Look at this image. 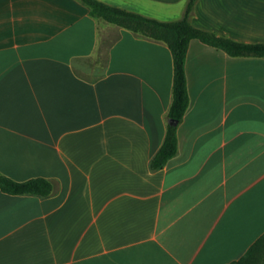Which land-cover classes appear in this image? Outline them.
Returning <instances> with one entry per match:
<instances>
[{
    "label": "crops",
    "instance_id": "0c3cea01",
    "mask_svg": "<svg viewBox=\"0 0 264 264\" xmlns=\"http://www.w3.org/2000/svg\"><path fill=\"white\" fill-rule=\"evenodd\" d=\"M102 1L160 20L188 2ZM191 21L264 42V0H196ZM185 65L178 151L152 168L169 45L83 0H0V172L54 184L0 187V264H236L264 233V56L193 38Z\"/></svg>",
    "mask_w": 264,
    "mask_h": 264
},
{
    "label": "trees",
    "instance_id": "16d2710c",
    "mask_svg": "<svg viewBox=\"0 0 264 264\" xmlns=\"http://www.w3.org/2000/svg\"><path fill=\"white\" fill-rule=\"evenodd\" d=\"M91 13L108 22L127 27L136 33L166 42L173 55L174 80L173 99L168 112L169 119L164 142L151 160L152 168H160L178 151L177 126L182 120L190 102L186 76V56L191 39L224 49L231 55L264 56V42H243L232 37L194 25L191 15L196 0H188L181 18L160 20L126 8L106 3L102 0H83ZM109 42H105V48ZM99 51H101L99 47ZM0 187L12 194L33 193L50 195L54 190L52 180L34 177L27 180H15L0 172ZM236 264H264V233L250 246Z\"/></svg>",
    "mask_w": 264,
    "mask_h": 264
},
{
    "label": "rangeland",
    "instance_id": "374dc122",
    "mask_svg": "<svg viewBox=\"0 0 264 264\" xmlns=\"http://www.w3.org/2000/svg\"><path fill=\"white\" fill-rule=\"evenodd\" d=\"M106 40L109 41L110 38H106ZM106 40H104V41H106ZM104 41H102V42L100 43V49H101V51H102V57H105V42H104ZM97 57H99L98 54H97Z\"/></svg>",
    "mask_w": 264,
    "mask_h": 264
},
{
    "label": "water",
    "instance_id": "95a60500",
    "mask_svg": "<svg viewBox=\"0 0 264 264\" xmlns=\"http://www.w3.org/2000/svg\"><path fill=\"white\" fill-rule=\"evenodd\" d=\"M169 121H170V123H172V124H176V123H177V120H176V119H173V118L169 119Z\"/></svg>",
    "mask_w": 264,
    "mask_h": 264
}]
</instances>
